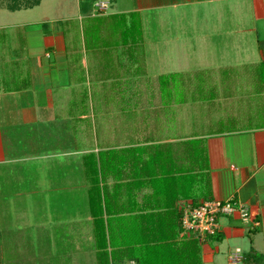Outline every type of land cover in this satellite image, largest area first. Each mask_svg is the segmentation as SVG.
Here are the masks:
<instances>
[{"label": "crops", "instance_id": "obj_1", "mask_svg": "<svg viewBox=\"0 0 264 264\" xmlns=\"http://www.w3.org/2000/svg\"><path fill=\"white\" fill-rule=\"evenodd\" d=\"M97 1L77 0L75 6L54 1L48 17L15 25L22 28L24 47L12 53L16 71L4 80L15 78L19 84L0 94L15 95L25 123L36 122L41 108L44 124H54L33 155L57 163L59 157L76 160L88 203V162L94 159L98 167L104 156L109 201L126 209L115 218L126 219L127 226L116 233H126L128 242L153 234L171 240L163 254L137 245L107 264H189L185 251L191 264L200 259L231 264L229 255L236 249L243 255L239 264H264V0H109L103 12L97 11ZM44 2L14 12L33 11ZM134 12L142 23L140 47L123 35V16ZM185 25L193 27L195 37L186 38ZM185 57L211 59L208 84L177 82L174 76L183 72L178 61ZM141 62L156 71H144ZM169 74L173 77L161 81ZM184 91L208 92V98L190 100ZM75 108L81 110L78 115L71 113ZM128 113L127 123L137 126L139 137L101 145L106 133L100 138L95 124ZM73 116L83 124L73 132L84 140L79 147L55 146L51 134L63 135L60 128ZM188 171L194 173L185 182ZM208 199L245 205L250 219L237 212L223 216L218 234L200 239L184 230L182 207ZM93 229L90 213L66 228L46 264H102Z\"/></svg>", "mask_w": 264, "mask_h": 264}, {"label": "rangeland", "instance_id": "obj_2", "mask_svg": "<svg viewBox=\"0 0 264 264\" xmlns=\"http://www.w3.org/2000/svg\"><path fill=\"white\" fill-rule=\"evenodd\" d=\"M44 1L42 6L33 11L11 12L0 7V87H3V81L6 88L9 89H14L19 84L15 78L4 80L7 74L16 71V65L13 64L16 55H12V53L21 52L24 47L21 38L23 36L22 28L15 25L19 21L39 20L48 17L50 15L47 10L48 6L54 1L56 5L64 1L72 6L77 3V0ZM8 2L9 0H0V6L5 7ZM190 11L186 10L184 13L191 14ZM199 12L197 11V14ZM186 18L187 15L184 19L186 20ZM57 24L63 25L64 22ZM192 29L193 27L185 25L186 38L188 36L195 37L196 33H190L191 31L195 32ZM201 29L202 27L198 28V30ZM194 39H192V43ZM208 42L210 41L208 40ZM210 44L208 43V45ZM187 54L192 56V53ZM155 59L158 60V58ZM107 61H109L108 58ZM149 64L147 63L145 66L142 63L144 71L146 67L156 71V66L152 67ZM179 67H183L181 68L183 72L174 77L177 78V82H182L185 86L208 84L211 80V59L209 58L185 57L178 61L177 68ZM106 81L108 78L104 80V82ZM92 82L95 86L97 80L92 79ZM82 91H84V87ZM82 91L79 93L81 94ZM189 93H192L193 96H189L191 95ZM184 95L190 100L208 98V92L184 91ZM18 104L19 101L16 100L15 95L0 94V264H22V262L23 264H36V262L37 264H46V256L49 257L59 250L55 249L54 240L58 245V241L61 242L62 239L60 234L65 233L66 228H74L79 220L89 215L87 190L84 193L81 187L84 183L76 160L59 157L57 163V161L33 155L35 151L39 150V139L42 136H47L54 124H44L46 114L44 113L45 109L41 111V108L37 109L36 122L25 123L20 116ZM80 112V109L75 108L71 113L78 115ZM131 116L128 113L120 120H115V118L107 123L98 122L95 124V129L98 127L97 132L100 138L103 133H106L105 140L100 139V142L103 143L101 145H106L107 142H117L124 136L130 137V140L137 139L139 137L135 131L137 126L127 123L128 119H132ZM81 125L83 124L78 121L77 116L68 119L63 124L64 127L60 128L63 135L57 132L51 134L55 137L54 145L79 147L80 142L84 139L81 138L82 136H78L79 132L74 133L73 131L75 128L79 129ZM85 125L86 123H84ZM87 125L88 131L91 130V123ZM137 131L139 130L137 129ZM114 137L116 140H113ZM201 155L205 158L206 152L201 151L200 157ZM37 185L40 186L39 189ZM55 229L60 233L54 232Z\"/></svg>", "mask_w": 264, "mask_h": 264}, {"label": "trees", "instance_id": "obj_3", "mask_svg": "<svg viewBox=\"0 0 264 264\" xmlns=\"http://www.w3.org/2000/svg\"><path fill=\"white\" fill-rule=\"evenodd\" d=\"M41 0H9L8 4L5 5V7L0 6L1 8H5L8 11H17L21 9H29L33 8L37 5H39ZM24 3V4H23ZM23 4V5H22ZM125 18L123 22L124 28V37L127 38L130 43L136 45L137 47H140L143 40V33H142V23L141 19L139 17L138 13H131L128 16L124 15ZM127 18H129V23L127 22ZM170 77H173L172 75H164L161 76V81L168 80ZM1 81V79H0ZM3 87H0V91L2 89H8L6 88V84L3 81L2 83ZM107 159L101 155L100 157V165L97 167L94 163V159L91 161V163L88 162L87 165V176L89 180V189H88V195H89V209L93 224V230H94V236L96 239V247L98 249V258L101 260L102 264H107L109 261V258H112L113 260L116 259H122L121 250L124 249V253L128 248H133L137 245L140 247L142 245L148 246V248L151 247V252L158 250L160 252H164L165 248L167 246H171L170 238L169 237H163L157 234H153L148 236L147 239H139V237L135 241H129L127 240V234H117L116 228H120L125 225L127 220L124 218H115L122 216L126 211L125 210H119V208H114L112 203L109 201V192L107 191L106 186L103 184L104 179H106L107 173L110 172V169L108 168V162H106ZM186 171V170H185ZM190 171V170H189ZM184 172L185 174V182L191 180V173L194 172ZM201 173H203V170H201ZM188 174V175H187ZM195 178V175H193ZM202 177L201 174V180ZM207 181V184L209 183V178L206 177L205 179ZM191 196V195H189ZM187 194L185 193V198H187ZM191 204L196 205L194 202H191ZM153 223L155 222V219H152ZM60 226V225H59ZM126 228V227H124ZM218 234V233H217ZM215 235H208L210 237H214ZM194 241H196L194 239ZM197 242V241H196ZM163 252L161 254H163ZM110 254V257H109ZM190 255H187L186 251L184 252V260H188L190 263ZM146 259V258H145ZM188 264L187 262H185ZM147 264H154L152 261H149ZM199 264H202L201 259L199 260Z\"/></svg>", "mask_w": 264, "mask_h": 264}, {"label": "built area", "instance_id": "obj_4", "mask_svg": "<svg viewBox=\"0 0 264 264\" xmlns=\"http://www.w3.org/2000/svg\"><path fill=\"white\" fill-rule=\"evenodd\" d=\"M109 0H100L95 3L98 12L108 7ZM239 213L243 220H249V211L245 205L232 200L208 199L196 205L187 203L182 207V225L185 231L191 232L200 239L208 235H215L220 231V219L223 216ZM257 225V223H256ZM243 260L240 249L229 255L231 264H239Z\"/></svg>", "mask_w": 264, "mask_h": 264}]
</instances>
